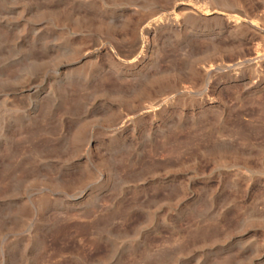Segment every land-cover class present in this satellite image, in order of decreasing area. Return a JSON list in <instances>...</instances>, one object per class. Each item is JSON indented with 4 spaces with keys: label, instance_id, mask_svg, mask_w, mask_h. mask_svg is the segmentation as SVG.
Masks as SVG:
<instances>
[{
    "label": "rangeland",
    "instance_id": "374dc122",
    "mask_svg": "<svg viewBox=\"0 0 264 264\" xmlns=\"http://www.w3.org/2000/svg\"><path fill=\"white\" fill-rule=\"evenodd\" d=\"M0 264H264V0H0Z\"/></svg>",
    "mask_w": 264,
    "mask_h": 264
},
{
    "label": "bare ground",
    "instance_id": "6f19581e",
    "mask_svg": "<svg viewBox=\"0 0 264 264\" xmlns=\"http://www.w3.org/2000/svg\"><path fill=\"white\" fill-rule=\"evenodd\" d=\"M214 8V7H213ZM212 9V8H211ZM221 12V11H220ZM241 15V14H240ZM240 18V17H239Z\"/></svg>",
    "mask_w": 264,
    "mask_h": 264
}]
</instances>
